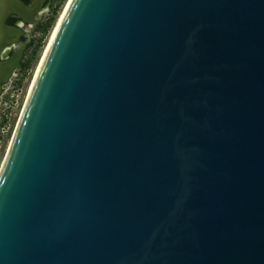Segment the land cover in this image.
I'll list each match as a JSON object with an SVG mask.
<instances>
[{
	"label": "water",
	"instance_id": "1",
	"mask_svg": "<svg viewBox=\"0 0 264 264\" xmlns=\"http://www.w3.org/2000/svg\"><path fill=\"white\" fill-rule=\"evenodd\" d=\"M42 4L0 0V97ZM0 264H264V0H72L0 170Z\"/></svg>",
	"mask_w": 264,
	"mask_h": 264
},
{
	"label": "rangeland",
	"instance_id": "2",
	"mask_svg": "<svg viewBox=\"0 0 264 264\" xmlns=\"http://www.w3.org/2000/svg\"><path fill=\"white\" fill-rule=\"evenodd\" d=\"M68 2L69 0L56 1V12L54 14L50 13L43 20V23H46L50 17H53L52 24L46 32L33 25L28 27L34 43L27 50L24 62L30 60V67L15 76L5 86L4 92L0 97V170L7 156L38 67ZM35 48L36 52H34Z\"/></svg>",
	"mask_w": 264,
	"mask_h": 264
},
{
	"label": "flooded vegetation",
	"instance_id": "3",
	"mask_svg": "<svg viewBox=\"0 0 264 264\" xmlns=\"http://www.w3.org/2000/svg\"><path fill=\"white\" fill-rule=\"evenodd\" d=\"M25 1L26 3H32L33 0H23ZM57 0H42V7H41V10L40 12L36 15V19H39V22L38 23H34L32 24L34 27L36 28H39L42 24H43V20L47 17V15H50V13L53 12L54 8H55V3H56ZM20 21L19 18H9V22L14 24V23H18ZM28 25H26L27 27ZM31 26V25H30ZM29 31V30H28ZM30 33V31H29ZM29 38L31 39L30 42H28V45H27V49H26V52L27 50L29 49V46L33 45L34 43V39L30 33V36ZM28 41V38L27 37H23L22 38V42H27ZM14 50L11 51V53L13 52ZM25 52V54H26ZM24 62V61H23ZM23 70V68H22ZM22 72V71H20ZM18 72L17 75L20 73ZM15 75V76H17Z\"/></svg>",
	"mask_w": 264,
	"mask_h": 264
},
{
	"label": "trees",
	"instance_id": "4",
	"mask_svg": "<svg viewBox=\"0 0 264 264\" xmlns=\"http://www.w3.org/2000/svg\"><path fill=\"white\" fill-rule=\"evenodd\" d=\"M57 10V7L53 10V14L56 12ZM52 21H53V17H50L46 23H43L39 29H42L43 32H46L49 28V26L52 24ZM32 46V45H31ZM29 46V48L31 47ZM34 52H36V48L34 49ZM30 67V60L26 61V62H23V70L22 71H26L28 68Z\"/></svg>",
	"mask_w": 264,
	"mask_h": 264
},
{
	"label": "bare ground",
	"instance_id": "5",
	"mask_svg": "<svg viewBox=\"0 0 264 264\" xmlns=\"http://www.w3.org/2000/svg\"><path fill=\"white\" fill-rule=\"evenodd\" d=\"M71 1H72V0H69V2H68V4L66 5V8H65V10H64V12H63L61 18H60V20L58 21L57 27L55 28V30H54V32H53V35H52V37H51V40H50V42H49V44H48V46H47V49H46V51H45V53H44L43 58H42V61H43V59H44V57H45V55H46V52H47V50H48V48H49V45H50V43H51V41H52V39H53V37H54L56 31H57V28H58V26H59L61 20H62L63 17H64V15H65V13H66V11H67V9H68V7H69ZM42 61H41L40 65H39V67H38V70H37V72H36V75H37V73H38V71H39V68H40V66H41V64H42ZM36 75H35V78H36ZM35 78H34V80H35ZM34 80H33V83H34ZM33 83H32V86H33ZM32 86H31V88H32ZM30 90H31V89H30ZM29 93H30V91H29ZM28 96H29V94H28ZM28 96H27V97H28ZM27 99H28V98H27Z\"/></svg>",
	"mask_w": 264,
	"mask_h": 264
}]
</instances>
